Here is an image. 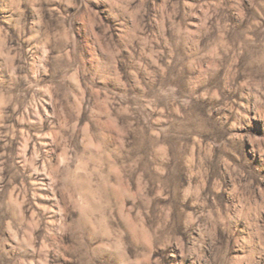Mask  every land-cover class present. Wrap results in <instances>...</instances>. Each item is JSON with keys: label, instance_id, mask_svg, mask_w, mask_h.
<instances>
[{"label": "clouds", "instance_id": "obj_1", "mask_svg": "<svg viewBox=\"0 0 264 264\" xmlns=\"http://www.w3.org/2000/svg\"><path fill=\"white\" fill-rule=\"evenodd\" d=\"M0 264H264V0H0Z\"/></svg>", "mask_w": 264, "mask_h": 264}]
</instances>
